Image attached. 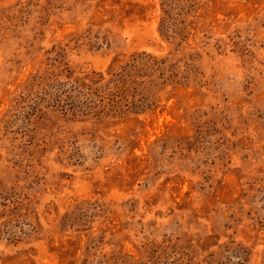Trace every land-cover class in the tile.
Listing matches in <instances>:
<instances>
[{"label": "rangeland", "instance_id": "1", "mask_svg": "<svg viewBox=\"0 0 264 264\" xmlns=\"http://www.w3.org/2000/svg\"><path fill=\"white\" fill-rule=\"evenodd\" d=\"M0 264H264V0H0Z\"/></svg>", "mask_w": 264, "mask_h": 264}, {"label": "trees", "instance_id": "2", "mask_svg": "<svg viewBox=\"0 0 264 264\" xmlns=\"http://www.w3.org/2000/svg\"><path fill=\"white\" fill-rule=\"evenodd\" d=\"M142 55L143 54H141V55L138 54L136 56L131 57L130 63H126L124 66H122L120 72L115 73L114 76L112 77V81H114V86L121 87L119 89H123L121 93H123L127 90L126 82H127V80H129L128 71H130L133 68H136L137 65L141 64V61H143ZM115 91L116 90H113V92H109L108 96H111L112 98H114L116 96ZM118 103H119L118 101L110 98L107 101L106 105H108L109 109L116 111V110H120L118 108H121V107H119Z\"/></svg>", "mask_w": 264, "mask_h": 264}]
</instances>
